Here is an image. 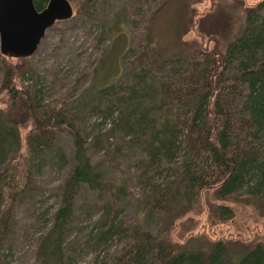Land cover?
Here are the masks:
<instances>
[{"label":"trees","instance_id":"trees-1","mask_svg":"<svg viewBox=\"0 0 264 264\" xmlns=\"http://www.w3.org/2000/svg\"><path fill=\"white\" fill-rule=\"evenodd\" d=\"M199 1L159 0L146 17L132 63L151 75L154 86L132 76L119 77V60L128 40L118 33L97 65L87 93L77 100L79 105L91 100L90 108L97 111L103 108L114 126L130 139L157 142L159 134L181 135V168L192 176L179 168L170 182L143 191L142 208L158 213L161 225L154 237L141 227L130 228L112 264H143L148 249L151 258L147 264H236L231 262L235 248L248 254L238 264H247L250 256L253 264H264L262 244L244 245L206 236H192L180 243L171 239L175 221L196 207L202 191L222 202L247 187V203L264 216V0L246 7L225 0L198 18L194 4ZM46 3L34 0L38 10ZM77 3L76 11L89 15L94 0ZM192 28H197L201 41L184 39ZM204 39L211 41L212 47L208 48ZM0 58L8 92V107L0 108V122L8 125L13 145L12 158L0 165V264H6L1 251L14 229V207L34 182L33 161L54 145L61 132L73 135L77 150L82 143L79 132L59 112L42 104L30 84L22 88L12 84L15 66L4 59L18 61L21 80L28 70L20 64L24 57L0 53ZM28 122L34 127L26 133L25 150L20 151L19 127ZM151 139L149 159L158 156ZM1 141L0 136V145ZM173 142H166L163 154H174ZM121 173L115 157L94 166L83 162L72 168L63 182L53 222L38 238L35 257L40 264L66 263V223L82 187L111 189ZM209 213L223 221L233 211L223 203H210ZM221 247L224 260L219 255Z\"/></svg>","mask_w":264,"mask_h":264},{"label":"rangeland","instance_id":"rangeland-1","mask_svg":"<svg viewBox=\"0 0 264 264\" xmlns=\"http://www.w3.org/2000/svg\"><path fill=\"white\" fill-rule=\"evenodd\" d=\"M224 1L200 0L194 4L197 17L215 10L216 5ZM226 1L246 7L260 0ZM158 2L94 0L90 14L86 15L76 11L77 0H70L73 14L47 28L35 51L20 62L22 66L25 64L28 67L24 78H19L18 61L4 59L15 66L12 84L18 88L30 84L42 104L59 112L71 128L79 132L82 143L81 149L77 150L73 135L61 132L54 145L42 157L33 161L34 182L14 207V229L1 251L6 264H40L35 257L38 238L53 222L54 214L60 206L64 180L72 168L83 162L94 166L101 160L115 157L122 173L116 186L111 189H91L84 185L75 196L66 223L65 264H112L125 244V234L130 228L141 227L152 237L158 232L160 216L154 211L143 209L140 196L154 185L170 182L174 173L179 171L182 166V136L172 138L159 134L157 142L150 138L155 147L152 150H156L158 156L149 159L150 139H130L114 126L103 108L101 111L91 109V100L85 101V105L77 102L93 83L95 69L118 33L125 34L128 40L119 60V77L126 79L132 76L139 78L144 85L154 86L151 75L136 68L132 57L142 41L146 17ZM198 33L197 28H192L184 39L201 41L202 37ZM207 39L202 42L210 48L213 43ZM2 64L0 58V108L5 109L8 107V92L3 85ZM32 127L30 122L19 127L20 151L25 150L24 137ZM0 136V165H3L13 156L8 125L3 122H0ZM168 138L174 141V154L162 153L161 149L170 141ZM182 170L185 171L184 168ZM187 172L183 173L192 177ZM194 179L198 180L197 177ZM245 189L247 187L239 189L240 194L222 202L212 200L210 192L202 191L196 207L175 221L171 233L173 242L180 243L192 236H206L213 240L264 246V216L247 203ZM210 203H223L231 208L233 214L220 221L209 213ZM106 221L110 223L105 225ZM233 251L231 262L236 264L248 255L236 248ZM145 254L143 264L150 260L151 250L148 249ZM219 255L224 260L226 254L222 247ZM185 262L188 263L186 259ZM246 263L253 264L251 256Z\"/></svg>","mask_w":264,"mask_h":264},{"label":"water","instance_id":"water-1","mask_svg":"<svg viewBox=\"0 0 264 264\" xmlns=\"http://www.w3.org/2000/svg\"><path fill=\"white\" fill-rule=\"evenodd\" d=\"M72 14L68 0H47L40 10L34 0H0V53L9 57L30 56L46 29Z\"/></svg>","mask_w":264,"mask_h":264}]
</instances>
